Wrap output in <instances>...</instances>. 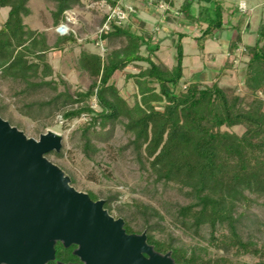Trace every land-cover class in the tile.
Returning <instances> with one entry per match:
<instances>
[{"label": "trees", "instance_id": "16d2710c", "mask_svg": "<svg viewBox=\"0 0 264 264\" xmlns=\"http://www.w3.org/2000/svg\"><path fill=\"white\" fill-rule=\"evenodd\" d=\"M51 1L55 5L51 11L55 25L66 20V12L85 6L84 0ZM93 1H105L111 8L120 6L128 17L137 15L134 7L133 11L129 10L123 0ZM161 1L168 6L166 19H175L180 14L186 26L200 27L201 35L195 39L200 51L206 50L207 42L229 26L233 29L228 56L210 85L190 82L183 87L186 33H179L174 43L175 64L168 67L153 60L160 45L153 44L151 37L135 33L131 18L124 22L107 12L99 20L100 31L92 41H105L109 53L103 56L84 49L78 58L80 69L91 79L90 85L85 91H58L55 80L47 79L53 74L47 59L52 47L45 33L30 29L24 21L31 14V0H0V8L10 6L6 19L0 21V76L22 82L24 86L18 94L53 91L48 98L25 101L19 107L31 119L46 121L60 115L70 121L87 116L79 126V146L88 159L100 151L98 142H109L117 126L123 125L131 136L120 150L130 151L155 185H177L188 199V203L177 205L176 214L181 223L196 235L203 227H210L212 243L225 254L214 259L204 258L196 251L188 254L175 245L173 237L156 236L162 230L159 220L164 219L159 210L140 201L116 207L115 195L87 191L93 200L102 198L109 213L117 210L116 216L123 218L127 233L145 232L148 243L160 253L170 252L177 264H248L232 262L231 256L240 254L259 256L258 264H264V248L245 240L241 231L243 207L254 200L264 204V17L259 20L253 42L243 44L242 53L247 61L244 91L240 93L236 81H221L234 75L248 15L241 12L238 4L227 7L224 0H183L175 16L172 9L176 1L154 0L153 3ZM231 14L238 15V23L231 25L230 19H226ZM122 39L125 43L115 47ZM77 43L78 37L71 31L58 35L53 46L62 51ZM143 46L147 53L143 52ZM132 64H138L139 71L125 76L137 86L130 102L113 78ZM94 98L98 109L91 103ZM6 106L0 102V115L14 125ZM52 155L61 157L63 153L46 154L47 158ZM69 177L71 185H75L74 175ZM222 228L226 233L217 236ZM73 248L59 244L57 259L77 260Z\"/></svg>", "mask_w": 264, "mask_h": 264}, {"label": "rangeland", "instance_id": "374dc122", "mask_svg": "<svg viewBox=\"0 0 264 264\" xmlns=\"http://www.w3.org/2000/svg\"><path fill=\"white\" fill-rule=\"evenodd\" d=\"M176 7L172 14L177 16L178 8L183 0H175ZM154 0H123L128 7H134L136 16L122 20L128 22L131 18L132 29L135 33L151 37L153 44H159V50L153 60L164 62L168 67L175 64L176 50L174 43L178 40L179 33H186L184 38L185 59L183 87L190 82H201L210 85L216 80V72L225 62L228 56V45L234 34L229 26L224 32L207 42L206 50L200 51L196 45V37L201 35L199 26H186L183 15L178 14L175 19L165 18V9L168 7L164 1L153 3ZM227 7L239 5L242 13L248 15L243 27L242 45L237 51L232 79L224 78L221 82L228 80L236 81L238 91H244V78L246 73L247 57L242 53L243 44L252 43L260 18L264 17V0H224ZM84 7H77L66 12V20L55 25L51 11L55 8L51 0H31L29 7L31 14L25 18L26 25L33 30L45 33L49 45L52 47L48 52L47 59L53 67V74L47 79L53 78L58 91L69 89L71 92L85 91L91 83L87 73L80 69L78 58L84 49L107 55L108 45L105 41L93 42L100 31L99 20L104 13L111 12V6L105 1L84 0ZM235 3V4H234ZM10 6L0 8V21H4L8 15ZM116 11V10H115ZM112 11L111 13L115 12ZM231 25L238 23V15H227ZM62 27V32H60ZM74 32L78 37V43L68 45L62 51L54 48L58 35ZM125 39L117 41L115 47L122 46ZM147 53L146 47L142 48ZM139 65L147 66L145 62ZM139 71L138 64H132L124 71H118L113 80L120 87L123 95L132 102L133 95L137 93V86L133 79L126 80V73ZM22 82H16L10 78L0 76V102L5 103L6 113L11 117L14 126L24 131L28 137L39 139L41 134L48 130L55 131L63 136L61 157L54 155L49 159L61 167L66 175H74L76 183L73 185L79 191H93L98 195H115L116 207L132 205L140 201L159 210L164 216L159 220L161 231L156 233L161 239L173 237L175 245L184 248L188 254L196 251L204 258H217L225 254L224 250L217 249L212 243L210 227L205 226L196 235L187 230L181 223V218L176 214L177 205L188 203V199L180 192L177 185L165 186L154 184L149 172L142 170L134 160L130 151H121L120 148L127 143L130 133L125 131L123 125L119 124L109 142H98L100 151L93 159H88L80 148L79 126L87 120V116L66 121L60 115L46 121L34 120L23 115L19 107L25 102L33 99L48 98L53 91L50 89L41 90L39 93L18 94L23 88ZM264 97V93L262 94ZM91 103L99 108L95 98ZM44 123H51L52 126L44 128ZM102 199V198H101ZM245 217L241 226L245 240H252L258 247L264 248V204L254 200L243 207ZM114 209L113 215H117ZM226 233V229H220L217 236ZM232 262H244L258 264L259 256L253 254L232 255Z\"/></svg>", "mask_w": 264, "mask_h": 264}, {"label": "water", "instance_id": "95a60500", "mask_svg": "<svg viewBox=\"0 0 264 264\" xmlns=\"http://www.w3.org/2000/svg\"><path fill=\"white\" fill-rule=\"evenodd\" d=\"M62 140L52 130L28 137L0 115V264H46L58 240L77 245L83 264H175L170 252L147 243L145 232L128 234L103 199L71 185L46 156L60 152Z\"/></svg>", "mask_w": 264, "mask_h": 264}, {"label": "flooded vegetation", "instance_id": "af4514ba", "mask_svg": "<svg viewBox=\"0 0 264 264\" xmlns=\"http://www.w3.org/2000/svg\"><path fill=\"white\" fill-rule=\"evenodd\" d=\"M93 200V199H92ZM97 200H99V199H97ZM94 201H96V200H94ZM105 208V207H104ZM106 209V208H105ZM107 210V209H106ZM109 212V211H108ZM115 219H118V218H121V217H117V216H115V215H113L112 213H110ZM125 229V228H124ZM128 234H142V233H128ZM146 241H147V239H146ZM147 243H148V241H147ZM59 244H61L63 247H65V248H70V247H74L73 248V250H72V254L74 255V256H76L77 257V260H72V261H65V260H61V259H57V246L59 245ZM149 245H151V246H153L152 244H150V243H148ZM77 245H71V246H69V247H66V246H64V244H63V242H61V241H56V243H55V259L54 260H52V261H50V262H55V264H58V263H65V264H68V263H71V264H83V262L81 261V259H80V257H78L77 255H75V253H74V251L77 249ZM154 248V247H153ZM155 250V249H154ZM156 251V250H155ZM158 252V251H157ZM160 253V252H159ZM161 254H163V253H161ZM166 254V253H165ZM172 257V256H171ZM174 260V259H173ZM175 262V261H174ZM49 263V262H48ZM48 263H46V264H48ZM2 264H6V263H2ZM175 264H177L176 262H175Z\"/></svg>", "mask_w": 264, "mask_h": 264}, {"label": "built area", "instance_id": "2783aa9c", "mask_svg": "<svg viewBox=\"0 0 264 264\" xmlns=\"http://www.w3.org/2000/svg\"><path fill=\"white\" fill-rule=\"evenodd\" d=\"M129 8V10H131V11H133L134 9L132 8V7H128ZM111 10L112 11H115V12H113V13H111L112 15H117L120 19H123V18H125L124 16H125V14L127 13V12H125V11H123L122 10V8L120 7V6H117V7H114V8H111ZM111 11V12H112ZM105 28H108V26H107V24L105 25ZM62 27H60V32H62Z\"/></svg>", "mask_w": 264, "mask_h": 264}]
</instances>
